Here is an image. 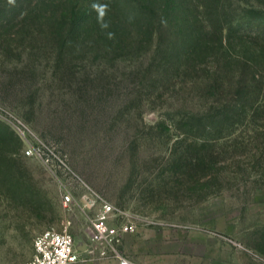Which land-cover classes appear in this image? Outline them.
Returning <instances> with one entry per match:
<instances>
[{
  "label": "rangeland",
  "instance_id": "1",
  "mask_svg": "<svg viewBox=\"0 0 264 264\" xmlns=\"http://www.w3.org/2000/svg\"><path fill=\"white\" fill-rule=\"evenodd\" d=\"M61 1L0 0V264L29 261L50 228L91 243L94 253L76 264H117L91 239L96 209L78 204L87 188L74 174L123 212L111 224H137L120 248L138 264H264V114L209 118L217 101L236 99L241 72L264 75L250 48V33L264 32V0H201L222 7L218 17L200 14L208 35L227 27L233 57L213 51L168 77L150 65L159 40L108 62L61 47L49 9L24 27L34 8ZM259 90L250 85L238 102ZM41 142L42 158L26 155ZM63 185L75 203H63Z\"/></svg>",
  "mask_w": 264,
  "mask_h": 264
},
{
  "label": "trees",
  "instance_id": "2",
  "mask_svg": "<svg viewBox=\"0 0 264 264\" xmlns=\"http://www.w3.org/2000/svg\"><path fill=\"white\" fill-rule=\"evenodd\" d=\"M110 1L62 0L59 4H64L63 9L60 5L50 2L48 4L50 8H34L35 16H30L33 17L30 18L33 23L24 27L29 30L31 26L41 22L40 19L47 15L46 9H49L52 13L48 15L47 20L57 31L52 33V36L61 47L86 54L90 48L93 54L104 57L108 62H116L123 53L133 54L142 50L147 43L159 40L156 43L158 52L156 57L151 59L150 65L165 69L163 73L166 77L169 76L170 68L180 69L184 66L181 65L184 60L189 63V67L196 69V60L198 58L205 60L213 51L221 50L227 58L233 57L234 51L231 38L226 33L227 27L219 23L217 28L219 36L208 35L206 30L208 25L200 14L208 10L218 17V9H222L216 4L218 1L210 5L202 3L201 0H116L117 6L110 4ZM261 28L258 33L254 31L250 33L255 41L250 48L258 64L264 67V32ZM240 38L243 39L242 36ZM159 51H162L161 55L165 58L157 61ZM168 54L171 55L173 62L168 63ZM238 80L236 99L217 101L221 104L211 109H218L217 114L209 118L227 113L249 116V110L256 115L264 114V75L260 76V71L256 69L252 71L247 69L241 72ZM257 83L260 85L257 97L252 96L254 98L252 101L249 99L247 104L245 102L240 104L239 98L240 100L243 97L249 98V86L255 87ZM213 85L217 91L218 78Z\"/></svg>",
  "mask_w": 264,
  "mask_h": 264
},
{
  "label": "built area",
  "instance_id": "3",
  "mask_svg": "<svg viewBox=\"0 0 264 264\" xmlns=\"http://www.w3.org/2000/svg\"><path fill=\"white\" fill-rule=\"evenodd\" d=\"M17 127L22 130L24 123L18 120ZM46 146L43 142L37 145L30 144L25 149L26 155L42 158ZM46 161L49 162L50 158L47 157ZM73 177L80 185L87 188L81 202L79 200L78 204L88 210L96 209V215L91 220V225H89L91 239L103 240L109 252L116 258L117 264H138L126 256L120 248L123 235L135 232L138 228L137 224L129 218H123L120 224H111V221L121 217L123 212L113 203L103 198L100 193L89 187L77 174H74ZM63 189V203L65 205L75 203L76 197L73 189L67 185H63ZM34 245L35 253L33 257L23 264H76L82 261L87 262L90 255L94 253L91 243H88L85 248H81L76 236L71 232L54 228L38 234Z\"/></svg>",
  "mask_w": 264,
  "mask_h": 264
}]
</instances>
